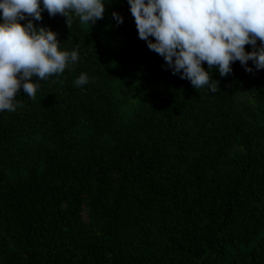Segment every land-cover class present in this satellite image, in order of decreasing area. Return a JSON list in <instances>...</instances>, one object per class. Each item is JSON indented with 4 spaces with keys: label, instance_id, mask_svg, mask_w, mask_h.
I'll list each match as a JSON object with an SVG mask.
<instances>
[{
    "label": "trees",
    "instance_id": "1",
    "mask_svg": "<svg viewBox=\"0 0 264 264\" xmlns=\"http://www.w3.org/2000/svg\"><path fill=\"white\" fill-rule=\"evenodd\" d=\"M102 2L34 22L79 60L0 111V264H264V69L196 90Z\"/></svg>",
    "mask_w": 264,
    "mask_h": 264
},
{
    "label": "clouds",
    "instance_id": "2",
    "mask_svg": "<svg viewBox=\"0 0 264 264\" xmlns=\"http://www.w3.org/2000/svg\"><path fill=\"white\" fill-rule=\"evenodd\" d=\"M42 3L43 7L40 0H0V111L15 112L24 106L14 99L20 89L34 99L40 81L63 74L66 67L75 70L79 46L71 52L61 50L58 33L34 23L42 21V12L50 17L61 14L70 29L75 19L95 25L106 11L102 0ZM128 4L138 37L163 58L172 75L189 80L196 90L220 91L219 81L209 75L214 65L221 77L232 73L230 64L236 61L248 73L264 69V0H128ZM111 15L117 26L123 24L119 13ZM245 45L252 50L246 52ZM249 61L254 68L248 67ZM56 79L63 84L59 75ZM89 82L88 74L81 72L73 84L83 87Z\"/></svg>",
    "mask_w": 264,
    "mask_h": 264
}]
</instances>
